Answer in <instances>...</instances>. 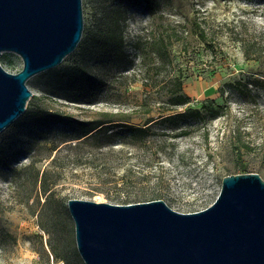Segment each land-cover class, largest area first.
I'll list each match as a JSON object with an SVG mask.
<instances>
[{
    "label": "rangeland",
    "instance_id": "1",
    "mask_svg": "<svg viewBox=\"0 0 264 264\" xmlns=\"http://www.w3.org/2000/svg\"><path fill=\"white\" fill-rule=\"evenodd\" d=\"M114 4L120 27L93 51L99 9ZM82 10L75 49L27 80L25 110L0 132V264H85L69 198L205 208L240 172L234 143L249 145L247 171L264 177V0H82ZM0 63L22 66L13 52ZM176 78L189 101L164 118ZM60 79L68 87L49 91ZM100 119L110 121L75 138L76 120Z\"/></svg>",
    "mask_w": 264,
    "mask_h": 264
},
{
    "label": "water",
    "instance_id": "2",
    "mask_svg": "<svg viewBox=\"0 0 264 264\" xmlns=\"http://www.w3.org/2000/svg\"><path fill=\"white\" fill-rule=\"evenodd\" d=\"M83 31L82 0H0V132L26 108V82L60 64ZM75 242L85 264H264V177L224 175L215 199L193 212L164 200L126 204L69 198Z\"/></svg>",
    "mask_w": 264,
    "mask_h": 264
},
{
    "label": "trees",
    "instance_id": "3",
    "mask_svg": "<svg viewBox=\"0 0 264 264\" xmlns=\"http://www.w3.org/2000/svg\"><path fill=\"white\" fill-rule=\"evenodd\" d=\"M111 0H104L105 2H109ZM99 17L100 19H104L106 20V24L103 28H101L100 26L97 27L96 32H95V36H102L101 40L98 38L94 39V43H92V49L93 51L95 50H104L106 49L109 45V37L113 36V33L115 31V29L117 27H120V19L122 20V14L120 13V11H118L116 4H114L110 9H105V8H100L99 9ZM198 26V30L197 33L199 34V37L201 39L206 40L207 37V33L204 29H202L199 25ZM101 28V29H100ZM120 39H119V44H121L122 42V28L120 29ZM137 50H141V45L138 43L136 46ZM151 49H153L151 47ZM158 50L162 53L168 54V46H167V41L164 42V44L162 46L158 47ZM152 52L154 54L157 53V51H154V49L152 50ZM150 54V52H149ZM248 54V53H247ZM21 68V67H20ZM20 68L18 70H20ZM17 70V71H18ZM65 79H69L72 80L70 77H65ZM174 82H176V88H174L173 90L169 91L166 93V99L165 102L167 103L165 106L162 107L160 112H164L167 113L169 112L168 115H166L164 118L166 117H172L175 114H179L177 113H171V111H175L177 109L178 106H182L184 104H186L189 101V96L186 95L183 91H182V82L180 81V79L176 78L174 79ZM68 86H65V84L63 83V79H60L58 81H56L55 83L49 84L47 86V88L49 89V91H54L57 92L58 94H60L64 89H66ZM147 112H150V110H147ZM163 114V113H162ZM183 114V113H181ZM123 121L128 122L129 119L126 118H122ZM152 118H148V120L146 121L145 124H147L149 121H151ZM110 121L109 119L107 120H76V125L78 128V133L80 135H77L75 138H80L82 136H92L95 135L96 133H98L99 131L102 130L104 123ZM129 125V124H128ZM146 127V126H145ZM131 129H133L132 131H141L144 132L145 129L144 127L141 126H135V127H129ZM94 130V131H93ZM95 132L93 134V132ZM131 131V132H132ZM233 149L236 152V160H237V166L240 170V172H247V165L244 162L243 156L244 153L249 149V145H238L237 143L233 144ZM47 184L44 183L43 184V189L45 190L47 188Z\"/></svg>",
    "mask_w": 264,
    "mask_h": 264
}]
</instances>
